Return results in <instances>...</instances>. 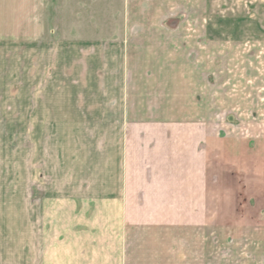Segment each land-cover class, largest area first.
Instances as JSON below:
<instances>
[{
  "label": "rangeland",
  "instance_id": "rangeland-1",
  "mask_svg": "<svg viewBox=\"0 0 264 264\" xmlns=\"http://www.w3.org/2000/svg\"><path fill=\"white\" fill-rule=\"evenodd\" d=\"M85 3L87 37L0 53V264L45 262L54 199L119 187L122 173L214 191L229 264H264V0ZM126 12L128 54L112 27Z\"/></svg>",
  "mask_w": 264,
  "mask_h": 264
},
{
  "label": "crops",
  "instance_id": "crops-1",
  "mask_svg": "<svg viewBox=\"0 0 264 264\" xmlns=\"http://www.w3.org/2000/svg\"><path fill=\"white\" fill-rule=\"evenodd\" d=\"M54 1L65 2L60 30L55 25ZM85 1L103 0H0V53L17 52L8 47L24 42H30L32 50L38 52L35 46L51 47L56 33L64 38L75 31L78 37H87L81 34L82 27H87ZM71 6L79 7L78 20L72 19ZM209 19L207 15L204 35L210 40L215 35ZM74 21L77 23L72 24ZM114 22L116 48L132 53L134 47L128 43L134 37L130 30L133 21L126 12L121 19L123 26L118 18ZM98 23H90V27ZM94 35L97 37L96 32ZM169 41L175 46L179 43ZM138 47L147 52L146 45ZM118 177L119 187L77 190L54 199L56 213L48 228L46 258L41 264H229L231 224L215 222L214 191L193 185L183 188L181 184L176 189L151 190L143 187L135 174ZM170 178L158 176L165 183ZM190 178L188 175L182 182H191Z\"/></svg>",
  "mask_w": 264,
  "mask_h": 264
}]
</instances>
